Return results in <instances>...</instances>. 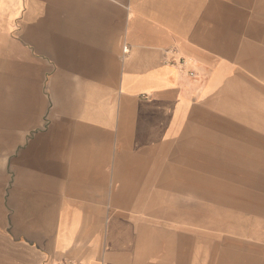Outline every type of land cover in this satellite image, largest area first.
<instances>
[{"label":"crops","instance_id":"1","mask_svg":"<svg viewBox=\"0 0 264 264\" xmlns=\"http://www.w3.org/2000/svg\"><path fill=\"white\" fill-rule=\"evenodd\" d=\"M245 65L264 68V0H0L1 80H49L54 100L46 133L4 142L0 264H264L201 232L239 228L214 222L223 210L164 204L210 195L196 191L211 181L195 174L204 146L177 141L208 136L209 106ZM249 152L231 162L264 192V152Z\"/></svg>","mask_w":264,"mask_h":264},{"label":"rangeland","instance_id":"2","mask_svg":"<svg viewBox=\"0 0 264 264\" xmlns=\"http://www.w3.org/2000/svg\"><path fill=\"white\" fill-rule=\"evenodd\" d=\"M262 70L264 68L252 69L246 65L238 67L237 80L222 86L219 91L222 99L213 102L214 105L209 106L207 110L208 136L202 135L198 129L191 135H187L185 139L177 141L186 140L187 143L193 144L200 141L199 145H195L204 146L201 151L205 157L209 158H206V164L200 167L202 171L197 169L198 166L194 169L197 175L201 173L211 175V181L196 183V191L198 195L204 194L205 191L210 195L190 200L168 201L164 204L174 202L184 207L190 202L191 206L197 207L201 204L211 205L215 212L223 210L224 218H217L219 213L216 212L214 222L224 220L238 224L240 227H232L225 235L217 231H201L208 235L207 239L215 242L216 245L235 244L243 247L247 252L255 251L264 257V204L259 201L260 197L253 198L244 194L254 191L258 195H263L264 192L259 189L251 190L249 184L242 185L243 181L233 166L234 162H231L238 155L243 154L244 149L250 151V156L258 151H260L259 154L264 152V129H257L252 120L254 116L255 120L264 118V72ZM48 83L49 80H44L29 85L27 82H7L0 78V179L4 176L8 177V182H5L4 186L10 185V179L14 176L8 158L9 146L4 142L11 139L23 141L24 138L39 136L50 129L48 127L54 117V100ZM38 85L41 88V94L37 98H29L31 101L29 103L28 96L24 95ZM107 99L115 101L114 90L110 91ZM8 103H10L9 106ZM27 104H31L32 110L38 109L37 113H33L34 111L30 113V118L33 117L31 119L26 118V110L29 109L26 107ZM37 124L38 128L35 126ZM21 148L22 146H17V149ZM194 153L196 154V151ZM208 161L210 165L207 164ZM224 207H227L229 211L222 209ZM260 261L264 263V258Z\"/></svg>","mask_w":264,"mask_h":264},{"label":"built area","instance_id":"3","mask_svg":"<svg viewBox=\"0 0 264 264\" xmlns=\"http://www.w3.org/2000/svg\"><path fill=\"white\" fill-rule=\"evenodd\" d=\"M191 75H193V73H191ZM55 264H85L84 262L82 261H79V260H64V261H58L57 263Z\"/></svg>","mask_w":264,"mask_h":264},{"label":"bare ground","instance_id":"4","mask_svg":"<svg viewBox=\"0 0 264 264\" xmlns=\"http://www.w3.org/2000/svg\"><path fill=\"white\" fill-rule=\"evenodd\" d=\"M261 122L262 123H264V118H262V120H258V119H256V120H253V123H255V124H261ZM42 138V137H41ZM42 143H45V142H42ZM41 145V144H40ZM47 145V144H46ZM45 145V146H46ZM34 146V145H33ZM42 146H44V145H42ZM27 151H29V150H27ZM34 153V152H33ZM29 154H30V152H29Z\"/></svg>","mask_w":264,"mask_h":264}]
</instances>
